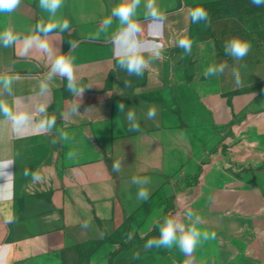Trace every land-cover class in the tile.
<instances>
[{"label":"crops","instance_id":"0c3cea01","mask_svg":"<svg viewBox=\"0 0 264 264\" xmlns=\"http://www.w3.org/2000/svg\"><path fill=\"white\" fill-rule=\"evenodd\" d=\"M119 0H63L56 19H67L70 30L50 34L54 55L71 51L78 83L86 88L80 98L79 113L64 119L79 99L67 91V80L59 76L50 82V92L40 94V83L51 67L49 57L33 48L21 55L22 43L5 48L0 44V75L18 79L11 95L0 99L19 101L33 111L47 103L49 115L57 122L51 132L42 133L32 124L14 130L0 115V160H14L12 196L0 199V257L3 264H83L78 246L90 242L88 264L100 263L115 252L123 240L119 236L145 239L168 214L191 210L208 203V189L217 188L218 175L225 167L264 168V138L246 140L241 128V95L255 93L258 74L255 47L259 40L258 11L251 0H156L166 19L161 26L152 22V31L162 27V56L154 60L142 77L129 76L117 66L110 42L118 21L103 31L101 22ZM145 0H142L143 12ZM209 14L206 21L192 23L188 15L194 7ZM147 30L143 15L137 17ZM53 22L39 8L38 0H22L15 12L0 15V31L11 27L20 36L33 35L37 23ZM182 35L192 41L190 54L177 46ZM148 33H145L147 38ZM239 37L251 44L242 60L224 52L225 43ZM226 63L222 75L206 78L213 64ZM233 69L239 72L236 85ZM124 81H131L125 87ZM90 84V85H89ZM89 85V86H88ZM88 86V87H87ZM136 113L140 132L127 131L126 114ZM150 106L157 115L147 118ZM92 110L86 113V110ZM57 130L69 140L59 141ZM57 143H52L53 139ZM69 152L76 156L68 158ZM120 162V171L112 164ZM39 171L43 180L33 183L23 171ZM197 183L186 185V179ZM134 176H146L149 198L140 201ZM5 181L0 179V184ZM178 191V192H177ZM88 221L90 226L81 225ZM130 239V240H132Z\"/></svg>","mask_w":264,"mask_h":264},{"label":"clouds","instance_id":"9594fccd","mask_svg":"<svg viewBox=\"0 0 264 264\" xmlns=\"http://www.w3.org/2000/svg\"><path fill=\"white\" fill-rule=\"evenodd\" d=\"M39 8L48 13L53 22L37 23L33 30L35 34L28 36H20L15 33L11 27L0 31V44L5 48L11 47L17 43H22L21 55H27L33 48L46 54L51 60V67L46 74L45 79L40 83V94L45 95L50 92V82L54 77L59 76L67 80V91L74 97L79 99L78 104H73L66 114H62L64 119H68L71 115L79 113L80 98L83 96L86 88L78 83L75 74L74 61L75 57L71 55L72 51L77 47L76 41H69L71 51L67 54L54 55L52 43L49 40L50 34L58 31V34L70 30V23L67 19H56L57 12L63 5V0H38ZM252 4L260 7L264 5V0H251ZM142 0H119L112 7L111 13L101 22L103 31L109 30L113 25V20L118 21L115 31L112 33L110 42L114 47V59L117 66L127 72L129 76L142 77L145 71L149 70L154 60H158L162 56L163 44L162 27L159 33L152 31V22L157 21L163 25L166 17L157 6L156 0H145L143 12H141ZM22 5V0H0V15H8L15 12ZM143 15L147 21V30L137 19ZM191 22L196 24L206 21L210 24V17L206 9L197 6L189 10L188 13ZM148 33L145 38V33ZM177 46L184 50L185 54H190L192 50V41L185 35H182L176 41ZM251 50V44L239 37L228 40L224 45L226 55L235 60H242ZM227 67L226 63L219 65H210L205 71L206 78L222 75ZM236 85L241 84L240 74L233 69ZM18 79L13 75H0V89L2 93L11 95L12 85ZM131 81H124L125 87L129 86ZM90 85V84H89ZM88 85V86H89ZM87 86V87H88ZM48 104L42 103L36 106L33 111L24 110L19 101L14 100L9 104L5 99H0V115L9 121L14 130H20L23 127L36 125V130L42 133H48L53 130L56 125L57 118L55 115H49L47 112ZM126 106L123 102L118 105L120 113H125ZM92 110H86V113ZM128 122L127 131L140 132V125L137 121L136 113L128 110L126 113ZM148 119H154L157 115L155 106H150L147 113ZM59 141L69 140V134L66 131L57 130ZM57 139H53L52 143H57ZM76 156L75 152H69L68 158L72 159ZM14 160H0V179L5 182L0 184V199H10L12 196V181L14 174L9 171L13 166ZM114 172L120 171V162L112 164ZM24 177L31 176L33 183H39L44 178L39 171L30 172L27 168L23 171ZM132 183L137 185V197L140 201H146L149 198V191L145 187L150 183V178L146 176H134ZM203 223L201 216L192 210H186L181 214H168L163 216L162 222L157 221L156 227L159 231L158 237L149 238L144 244L145 249L166 248L171 250L176 247L185 256H191L197 246L203 241L215 238L214 232L203 230L200 225ZM83 228H88L90 223L85 221ZM128 239H132L129 235ZM0 264H3V258L0 257ZM184 264H191L190 260H185Z\"/></svg>","mask_w":264,"mask_h":264},{"label":"rangeland","instance_id":"374dc122","mask_svg":"<svg viewBox=\"0 0 264 264\" xmlns=\"http://www.w3.org/2000/svg\"><path fill=\"white\" fill-rule=\"evenodd\" d=\"M249 6L263 11L264 5ZM259 41L255 47L258 58V74L264 73V13L256 20ZM255 93L241 95V104L247 100V108L241 110L242 120L247 124L241 128L246 140L264 138V77L257 78ZM217 188L208 189V203L191 210L203 220L200 227L215 233L214 239L203 241L191 256H185L176 247L145 249L146 241L138 237L123 240L115 252L108 253L102 264H264V168L238 169L225 167L218 175ZM176 213V212H175ZM174 213V214H175ZM143 241L134 243L136 241ZM130 245L128 249L122 247Z\"/></svg>","mask_w":264,"mask_h":264},{"label":"trees","instance_id":"16d2710c","mask_svg":"<svg viewBox=\"0 0 264 264\" xmlns=\"http://www.w3.org/2000/svg\"><path fill=\"white\" fill-rule=\"evenodd\" d=\"M199 174L194 178V179H186V185L187 186H192L195 185L197 183V178H198ZM178 192V191H177ZM173 200L174 197L171 198L167 211H166V215H168L169 211H171L173 209ZM162 222V221H161ZM159 236V231L158 228L155 226L154 230L144 239V241H147L149 238L151 237H158ZM138 242H143V241H136L134 243H138ZM96 243L95 242H90L86 245H79L78 248L80 250V252L82 253L83 256V264H88L89 263V259H90V251L95 249ZM130 247V245L124 246L122 247V250L128 249Z\"/></svg>","mask_w":264,"mask_h":264}]
</instances>
